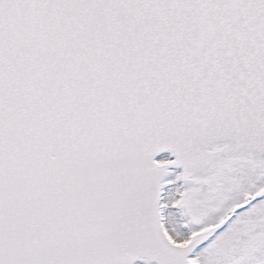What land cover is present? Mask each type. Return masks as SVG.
Wrapping results in <instances>:
<instances>
[{
	"label": "snow or ice",
	"instance_id": "6c2138e0",
	"mask_svg": "<svg viewBox=\"0 0 264 264\" xmlns=\"http://www.w3.org/2000/svg\"><path fill=\"white\" fill-rule=\"evenodd\" d=\"M0 264H264V0H0Z\"/></svg>",
	"mask_w": 264,
	"mask_h": 264
}]
</instances>
